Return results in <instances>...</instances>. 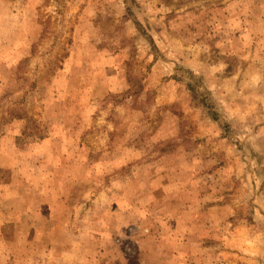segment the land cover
I'll return each mask as SVG.
<instances>
[{
	"label": "rangeland",
	"instance_id": "374dc122",
	"mask_svg": "<svg viewBox=\"0 0 264 264\" xmlns=\"http://www.w3.org/2000/svg\"><path fill=\"white\" fill-rule=\"evenodd\" d=\"M0 264H264V0H0Z\"/></svg>",
	"mask_w": 264,
	"mask_h": 264
}]
</instances>
